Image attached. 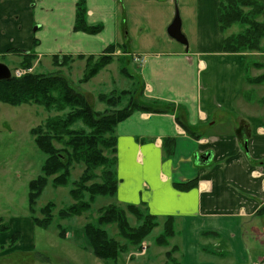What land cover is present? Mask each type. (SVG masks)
<instances>
[{
    "label": "crops",
    "instance_id": "crops-1",
    "mask_svg": "<svg viewBox=\"0 0 264 264\" xmlns=\"http://www.w3.org/2000/svg\"><path fill=\"white\" fill-rule=\"evenodd\" d=\"M76 1L0 0V56L33 50L38 66L43 56L127 47L122 0H85L88 22L103 25L94 35L73 30ZM195 1L192 24L186 18L192 35L184 32L187 50L169 45L129 54L143 58L135 70L142 101L162 110H135L117 124L113 203L137 205L159 225L172 216L176 230L169 246L177 247L178 264H257L264 259V108L254 92L264 81L252 80L264 63L249 58L252 51L223 52L231 28L219 29L218 0ZM257 1L258 20H264V0ZM253 61L257 67L249 68ZM9 219L8 230L0 232V264H48L36 247L32 219L20 220L27 235ZM65 253H56L54 264H70ZM70 253L79 258L76 250ZM205 253L209 261L200 259Z\"/></svg>",
    "mask_w": 264,
    "mask_h": 264
},
{
    "label": "trees",
    "instance_id": "trees-1",
    "mask_svg": "<svg viewBox=\"0 0 264 264\" xmlns=\"http://www.w3.org/2000/svg\"><path fill=\"white\" fill-rule=\"evenodd\" d=\"M261 11L262 4L257 0H218L216 17L219 29L226 32L233 25L240 27L237 32L225 35L223 52L261 50L260 44L264 39V20H258ZM86 12L85 0H77L73 30L92 35L99 33L103 25L89 23ZM116 49H120L124 56L128 55V61H134L127 47L110 44L96 55L76 57L57 55L53 56L52 62L55 66L61 67L67 66L74 59L84 60L82 76L77 80L80 85L110 64ZM11 50L21 56L20 66L24 69H29L36 58L35 53L29 51ZM125 60V57H120L119 73L127 79L138 80L137 73L134 74L127 69ZM263 78L264 74L254 78L252 82H262ZM140 92L141 89L138 91L136 87H132L98 93L97 100L104 105V108L99 110L95 109L86 95L58 70L49 73L26 71L20 76L12 75L8 80H0V102L13 106L35 104L54 113L30 129L35 145L46 155L41 165V174L28 182L29 217L34 225L46 228L52 221V211L55 208L52 202H48L40 209V217L35 214L36 200L49 180L53 187L69 185L68 193L72 203L59 209L57 215L60 219L85 214L97 196L114 197L118 182L115 133L117 124L135 110L157 112L162 110L145 104ZM76 167H80L81 171L79 176L70 182L71 171ZM187 186L180 185L181 188ZM263 210L264 207L259 213ZM127 214L134 218L135 224L131 223ZM107 224H116L118 235L125 241L124 243L109 236L103 228V225ZM158 226L157 217L137 205L109 203L99 207L97 215L86 220L83 233L93 255L104 261L115 262L120 253L129 251V245L139 246ZM160 226L161 231L154 242L159 246L169 247V240L176 230L175 219L167 216ZM8 228L7 223L1 218L0 232L7 231ZM59 230V236H65V230L60 229V226ZM18 237V233L12 234L8 243L15 242ZM176 250V246H171L165 251L166 261L163 264H178L173 257Z\"/></svg>",
    "mask_w": 264,
    "mask_h": 264
},
{
    "label": "rangeland",
    "instance_id": "rangeland-1",
    "mask_svg": "<svg viewBox=\"0 0 264 264\" xmlns=\"http://www.w3.org/2000/svg\"><path fill=\"white\" fill-rule=\"evenodd\" d=\"M122 1L124 7V25L127 31V38L124 44L131 52L142 53L150 50H162L167 49L169 45L171 47L181 46L180 43L169 37L166 31V27L174 15L175 4L179 10L183 33L185 32L187 36H192L188 33L189 28L186 18L192 24V16L196 7L195 0ZM36 25L34 24L33 28ZM239 29L240 27L238 25H233L230 31L237 32ZM122 38L124 39V33ZM260 46L261 50L259 51L262 52L259 53H264V39L261 41ZM30 52L34 51L32 50ZM252 52L249 58L257 60L258 63H264V59L262 58L264 55L261 56L256 51ZM15 54L0 56V63L6 64L10 70L23 71V67L20 66L21 56ZM112 55L114 59L110 64L100 70L89 81L80 85L77 80L82 76L84 60L78 62L74 59L72 62H76L73 65L72 62H69L67 66L57 67L52 62L51 57L44 58L43 56L42 60L40 58L38 59V66L35 64L36 58L34 59L28 72L49 73L58 70L67 76L79 91L86 95L95 109L101 110L104 108V105L97 100L98 93H109L112 90L118 91L132 87H136L138 91L141 89V81L139 79H131V81L119 73V63L120 57H125L127 60L125 64L127 69L135 74L134 71L139 69V64L143 62V58L136 56L137 61L134 60V62L131 58L132 62H130L128 61V55L124 56L120 49H116ZM35 56L37 57L36 54ZM250 63L249 68H254L258 65L255 62L253 65H250ZM250 73L252 74L251 71ZM255 73H260L259 76L264 74V68L257 69ZM256 90L257 95L256 92L254 94L257 97V101L258 97H263L262 102H258L259 104L256 103V105L264 108V85L256 88ZM52 114L54 113L46 111L41 106L35 104L13 106L0 102V219L2 218V221L9 224L11 222L9 218H11L13 223L15 222L13 226L16 229L19 228V232L22 235H27L28 230L20 220L27 217L30 219L28 182L41 174V165L46 156L35 145L30 134V129L41 124L47 116ZM80 171V167H76L71 171L70 182L79 176ZM68 189L69 185L53 187L49 180L36 200L35 214L38 217L41 216L40 209L48 202L54 203L55 206L52 211L53 218L48 227L43 228L34 225L36 247L39 250H43V252L39 251L40 255L44 253L40 257H48L51 259L47 262L48 264L59 262L56 253L60 252H66V256L71 259L70 264H162L166 261L164 253L170 246H159L154 242L161 230L160 225L155 227L139 246L133 247L129 245V251L120 253L115 262L111 260L104 261L93 255L88 241L84 236L83 225L88 218L97 215V209L99 207L113 203V197L97 196L90 210L85 212V214L69 219H60L57 215L59 209L65 208L72 203ZM127 215L131 223L135 224L134 218L130 214ZM59 226L60 229L65 230V236L63 237L59 236ZM103 228L106 229L109 236L115 237L122 243L125 242L118 235L116 224L103 225ZM16 229L13 230L16 231ZM170 241L173 243L172 238ZM73 245H77L78 249L73 248ZM74 250L78 253L79 258L76 254L70 253V251ZM61 257L60 255L59 258ZM200 259L209 261V253H205V256L200 257Z\"/></svg>",
    "mask_w": 264,
    "mask_h": 264
},
{
    "label": "water",
    "instance_id": "water-1",
    "mask_svg": "<svg viewBox=\"0 0 264 264\" xmlns=\"http://www.w3.org/2000/svg\"><path fill=\"white\" fill-rule=\"evenodd\" d=\"M157 1H166V0H157ZM166 31L169 37H171L173 40L183 45L187 50L188 41L181 29V18L176 4H175L173 18L166 27ZM11 75L12 74L9 67L4 63H0V80H8L12 77Z\"/></svg>",
    "mask_w": 264,
    "mask_h": 264
},
{
    "label": "built area",
    "instance_id": "built-area-1",
    "mask_svg": "<svg viewBox=\"0 0 264 264\" xmlns=\"http://www.w3.org/2000/svg\"><path fill=\"white\" fill-rule=\"evenodd\" d=\"M139 58H141L140 56H138ZM134 60L135 61H137L136 60V56L134 57ZM25 72V70H16L15 72H14V74L16 75V76H20L21 74H23ZM257 264H264V259H262L261 261H259Z\"/></svg>",
    "mask_w": 264,
    "mask_h": 264
}]
</instances>
